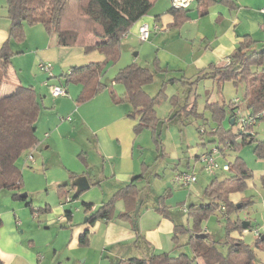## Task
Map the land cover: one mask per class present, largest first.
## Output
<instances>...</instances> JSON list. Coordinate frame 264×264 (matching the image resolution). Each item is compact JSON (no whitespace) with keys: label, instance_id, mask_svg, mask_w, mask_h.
Wrapping results in <instances>:
<instances>
[{"label":"rangeland","instance_id":"obj_1","mask_svg":"<svg viewBox=\"0 0 264 264\" xmlns=\"http://www.w3.org/2000/svg\"><path fill=\"white\" fill-rule=\"evenodd\" d=\"M170 5V0H155L147 14ZM2 20L9 21L6 16L5 0H0V21ZM171 30L170 32L167 28L156 33L151 31L149 37L145 40H142L137 34L127 38L131 33V31H127V34L125 33L120 38L118 57L115 60H109L100 75L102 82L109 83L119 68L131 62L153 68H155L156 63V74L148 80L146 88L155 93L162 86V92L166 93V96L160 97L155 104L156 114L162 119L158 130L161 142L164 145L163 153L161 154V151L156 150L150 129H142L136 133V135L140 134L137 139L138 143L143 146V160L150 166L149 170H153L152 172L147 170L145 174L147 177L138 183V186L142 189V194L139 202L141 215L137 222L136 231L133 230L131 223L127 220L108 222L97 220L93 225L86 224L84 221L86 213L82 203L84 194L90 195V200L94 203V206H98L102 201L110 198L111 188H114L115 185L111 184L110 181L104 182L94 189L81 191L77 198H73L74 189L68 184L69 187L67 186V188L70 191L67 193V197H65V194L60 196L57 192V185L62 181L53 187L48 185L45 179L47 169L44 168L41 162H31L26 158L31 151L30 149L27 150L28 153L22 152L19 155L16 164L22 174V187L19 193L27 194L26 196L30 200L34 211L32 212L24 201L14 198L12 192L7 189H0V209L11 208L12 206L15 208L18 219L21 221L17 232L22 242L21 246L32 252L34 264H124L123 260L127 256H147L146 249L142 244H139L137 239L140 237V233L144 237L147 233L146 230H153L155 227H160L156 232L160 236V242L154 243L151 253L169 252L172 255H178L183 252L191 255L187 241L189 229H193L194 226L193 217L182 210L181 207L183 205L188 207L191 202L199 201L203 195L204 187L214 176L230 174V171L222 166L233 161L237 156L251 170V177L246 180L241 190L229 194L230 207L234 208L227 214L225 209L223 211L217 209L211 211L197 224L199 228L208 233L211 239L216 240L217 249L225 253L227 250V244L225 243L227 239V220L238 219L241 223L242 221H248L249 224L245 228L233 230L229 233V236L241 239L243 243L248 244L254 252L255 259L264 262V243L260 245L261 247L256 246V235L253 232L258 229L260 233L264 234V157H258L255 153L256 140L264 141V119H260L252 125L251 130L254 136L252 141L242 142L240 136H238L234 147H223V143L219 141V135L237 131L236 123L232 124L229 120L230 101L234 98L243 100L244 85L243 83L234 84L232 81L226 80L220 88L213 80L201 77L196 82L194 81L189 88V83L181 80L183 71L172 69L181 66V56L189 50V45L184 47L177 38L171 37V33L177 31V29L171 28ZM182 31L183 29L179 32ZM179 32L177 35H179ZM254 35L258 39L261 38L257 43L258 46L264 44V42H261L264 38L262 29ZM11 40V66L15 71L16 81L23 80L22 85L30 84L34 86V89L42 95L39 98L41 107V102L45 98L47 105L51 106L50 98L54 99L56 96L52 95L50 86L56 81L53 77H49L51 74L49 72L59 75L65 72L66 69L61 71V67L58 64L51 63L50 59L43 60L41 55L43 52L39 48L44 44H51V41L55 42V34L48 33L39 22L24 23L22 37ZM71 49L78 53V49L81 48L74 47ZM44 52L46 53V51ZM95 53L103 58L102 53ZM42 61L50 62L52 70L50 69L48 72L42 69L39 66V62ZM165 70H168L169 74L177 79L173 81L167 79L170 75H167L168 72L166 73ZM185 71L188 78H195L190 71L187 69ZM165 73L166 76L164 77L160 75ZM8 79V75L2 79L0 93L7 92L5 89L9 85ZM162 80L166 82L163 84ZM114 88L118 93L124 90V86L120 82L115 83ZM44 90L45 92H43ZM78 90V84L68 83L67 97L75 99ZM103 91L104 94H98L96 99H102L101 97L104 95L108 97V92ZM171 99H174V103L177 105L176 110L181 112L168 120H164L169 115L168 106L171 105ZM211 100L223 101L224 116H213L211 108L206 105L207 101ZM97 102L101 103V100H97ZM188 102L193 103V108L201 114L199 117L193 113L182 111L183 105ZM117 105L125 107L126 110L130 108L129 103L126 101H122ZM99 107L101 106L97 104L96 108ZM41 114L42 111L38 116L39 119L42 116ZM69 114H72L71 116L67 115L71 119L66 121V115L61 113L59 118L65 119L64 121L61 119L60 123L65 122L69 125H76L77 113L74 111L73 114L71 111ZM39 119L37 126L40 130V128H44L47 122L44 119ZM132 119L135 118L132 117ZM203 121L206 124L201 129L205 128L206 132L199 135L196 126ZM67 124H62L60 128L61 132H67L65 133L67 136L65 135L60 140L57 148L63 154L64 162L70 166L80 168L78 170H86L85 165L82 164L78 156L80 146L75 151L76 146L71 143L74 141L69 138L84 139V145L88 147L87 142H85V134L79 128L80 125L70 128ZM211 129L217 130L216 132L219 133H211ZM215 147H222L223 149L221 153L218 150L216 154L218 166L208 171L195 154ZM33 151L35 160H38L41 151L37 149ZM48 162L50 167L59 166V164H56L58 163L57 157L46 161L47 164ZM177 171L193 173L196 179L189 184H181L173 178ZM160 206H164L171 220H174V222L179 221L182 224L177 232L176 239L173 238L172 229H164L163 221L161 224L159 223L164 217L158 208ZM44 207H47V210H44ZM65 209H71V221L66 220L63 222L65 217L61 221L59 220L58 216L63 215ZM114 210L115 212L123 210L122 201L118 200L115 203ZM83 223L89 228V236L86 243L79 244L76 240L78 235L76 226ZM115 224L120 226L118 227ZM196 261L198 264H205L200 257Z\"/></svg>","mask_w":264,"mask_h":264},{"label":"trees","instance_id":"obj_2","mask_svg":"<svg viewBox=\"0 0 264 264\" xmlns=\"http://www.w3.org/2000/svg\"><path fill=\"white\" fill-rule=\"evenodd\" d=\"M154 1L5 0L9 27L8 37L0 45V86L2 79L8 75L11 67V39L22 37L24 23L39 22L48 33L55 34L59 46L80 47L85 54L97 51L103 55V58L97 61L69 66L65 72L57 75L58 85L64 87L70 82L79 84L78 100H86L98 91L106 89L113 102H128L131 107L129 115L136 120L135 132L150 129L155 148L157 151H161L162 154L164 145L161 142L158 130L162 119L156 114L155 104L160 97L166 95L162 92V86L152 95L144 89L146 82L156 74V63L155 68H153L131 62L119 68L109 83H104L100 79L107 62L118 57L122 35L128 31L136 20L147 13ZM196 1L198 13L205 14L206 6L211 1ZM221 1L234 5L233 0ZM179 9L185 8L171 6L169 11L175 12V17L183 18L187 16V9ZM176 11H179L180 14L176 15ZM257 42L251 35H244L224 64H209L207 67L199 69L193 79H182L181 77L182 82H188L189 88L194 81L196 82L201 77L211 78L220 88L226 80H230L234 84L243 83V100L239 98L237 105L233 104V100L230 101L229 120L233 119L236 107L246 108L251 112L264 110V44L256 46ZM169 80L173 81L174 78ZM117 82L122 83L124 86L121 93H118L114 88V84ZM162 82L164 84L166 81L163 80ZM170 103L173 110L164 120H168L181 112L176 110L177 105L174 103V99H171ZM206 105L211 108L213 116H224L223 101H207ZM39 109L37 94L32 85L20 86L7 93H0V189L10 190L12 196L24 201L32 212L34 209L28 197L19 193L22 187V174L16 160L22 152L29 151L38 141L36 122ZM182 111L193 113L197 117L201 115L196 112L191 102L185 103ZM260 119H264V115ZM204 124L206 122L203 121L196 126L199 135L206 132L205 128L201 129ZM251 128H249L250 131L240 132L237 130L233 133H221L219 141L223 143V147H234L238 136H240L242 142L252 141L254 136ZM216 131L214 129L210 130L211 133H219ZM256 141L255 153L258 157H264V141ZM216 148L221 153L223 148ZM199 155L200 153L195 154L197 159ZM226 169L230 171V174L214 176L204 187L203 195L199 201L191 202L186 207V212L192 215L194 223L193 229H189L187 241L191 255L183 252L178 255H172L169 252L150 253L145 257L130 256L125 259L126 264H198L196 261L198 257L202 258L205 264H264V262L255 259L254 252L248 244L243 243L241 239L229 236L231 231L242 229L241 221H238V219L227 220V239L225 240L227 250L225 253L217 249L216 240L211 239L208 233L199 228L197 224L211 211L216 209L223 211L225 209L227 214L234 208L230 207L229 194L241 190L246 180L251 177V170L245 166L244 161L238 156L227 163ZM147 170L149 172L153 171L149 170L148 164L143 163V169L140 173L134 175L130 182L119 188L108 200L102 201L98 206L92 207V203L83 201L84 211L88 212L85 222L93 225L97 220L105 222L127 220L131 223L133 230L136 231L140 216L139 202L142 190L138 186V182L147 177L145 175ZM65 187L61 183L57 185L58 195L64 194L62 191ZM79 194H73V198H77ZM118 200L122 201L123 210L115 212L114 206ZM158 208L162 215L167 216L164 206ZM43 209L47 210V207ZM71 214V209L64 210V216L68 221ZM180 227H182L180 222H174V239L177 238ZM202 231L204 236L197 237L196 234L202 233ZM262 235L260 232L256 235V246L264 243V239H261ZM88 236L89 228H84L78 234V243H86Z\"/></svg>","mask_w":264,"mask_h":264},{"label":"crops","instance_id":"obj_3","mask_svg":"<svg viewBox=\"0 0 264 264\" xmlns=\"http://www.w3.org/2000/svg\"><path fill=\"white\" fill-rule=\"evenodd\" d=\"M210 1L211 2L206 6L205 14H199L197 10V1L191 0L189 6L185 8L188 11L187 16L183 18L177 16L179 21L174 15L175 12L169 11L172 4L162 9H156L150 14L146 13L129 27L128 31H131V33L127 38L134 34L138 35L137 28L142 21L148 22L151 25H157V28L152 30L153 33L160 32L167 28L171 32V28H176L177 31L172 32L171 37L177 38L184 47L185 45L186 47L189 45V50L181 56V66L172 68L176 71H183V74H181L182 79H188V76L185 75V69L196 76L199 69L205 68L209 64H224L230 53L246 34L251 35L258 42L260 41L261 38H256L254 34L261 29L264 32V11L261 10L264 6V0H233L234 5L227 4L221 0ZM179 14L180 12L176 11V15ZM3 20L0 21V45L8 37L9 21ZM181 29H183V31L180 33L179 31H181ZM178 32L179 35H177ZM261 42H264V38ZM257 43L256 46H258ZM71 48L74 47H62L59 46L56 41H51V44H44L40 46L39 49L43 52L41 54L43 57L42 59H50L49 61H51V63L53 62L55 65L58 64L59 67H61V71H63V69H68L69 66L74 64H85L102 58L95 53L97 51L85 54L82 49H78L79 52L77 53V51H73L74 49ZM44 51H46V53ZM80 61L83 62L80 63ZM165 72H168L167 75H170L168 70H165ZM166 73L160 75L164 77ZM8 76L9 85H7L8 87L5 89L7 92L25 85L21 84L23 80L16 81L15 71L12 66L9 69ZM49 77H53L54 81H56L54 84H59V79L53 72H51ZM170 78L177 79L172 75L167 79ZM147 82L144 89L147 93L152 95L154 92H150V90L146 88ZM64 87L66 88V93H68V84ZM79 90L75 95V99L67 97V94L58 95L54 99L50 98L52 103V105H50L52 107L47 105V102H45L47 101L45 100L46 98L41 102L42 107L40 106L38 116H40L41 111L42 116L40 119L38 117V119H44L47 123L44 125V128H40L39 130L36 122L38 141L31 148L33 156L31 162H41L44 168L47 169V172H45L46 183L52 187L60 181H62L60 183L63 185L64 181H68L79 175H85L89 181V187L87 189H94L97 185L100 186V184L110 181L111 184L113 183L115 185L110 191V193L113 194L119 188L130 182L134 175L142 171L143 163L147 164L144 162L142 156L143 146L138 143L137 139L140 134L136 135L134 130L136 120L132 119L129 115L131 107L127 110L125 107H120L117 104L122 101L119 103L113 102L108 93V97L104 95L101 97L102 99H96L98 94H101L104 92L103 90L106 89L98 91L86 100L77 99ZM43 92H45V90ZM36 94L40 105L39 98H41L42 95L37 91ZM97 100H101V103H98ZM214 101L216 100H211L210 102ZM97 104L101 107L96 108ZM69 110H71L73 114L74 111L77 113L76 125H69L65 122L60 123L61 119H63V121L65 118L66 121L71 119V117L69 118L67 116L72 115L69 114V112H71ZM172 110V106L169 105V114H171ZM61 113L66 115L65 118H59L61 117ZM62 124H67L70 128H75L77 125H80L79 128L83 130L85 142H87L88 147L84 145V139L78 140V137L69 138L71 141H74L71 143L76 146L75 151L78 149L77 147L80 146L78 156L82 164L85 165L86 170H78L80 168L70 166L64 162L63 154L57 148V144H60V140L63 139L65 135L67 136V134H65L67 132L63 133L60 131ZM36 149L41 151L38 160H35L33 155V150ZM53 157L58 158V163L56 164H59V166L50 167V163H46V161ZM63 186L66 187L63 189L62 193L67 197V193L70 191L67 188L69 185L66 184ZM72 189L74 188L72 187ZM141 194L142 192L140 196ZM90 199V195L85 193L83 201L92 203V207H95ZM85 213L87 214L88 212ZM165 213H167V216L161 214L164 217L159 223L161 224L163 221L162 224L164 225V229H172V231H174V220H171L167 211ZM63 215L58 216L60 221L65 217ZM0 220V264H34V255L32 252L21 246L22 242L17 233L18 225L21 224V221L18 219L15 208L12 206L11 208L0 209ZM66 220L65 217L63 222ZM85 223L76 226V233L79 234L84 227L88 228L86 227L87 223ZM115 225L118 227L120 226L117 224ZM159 229L160 227H155L153 230H146L147 233H145V236L142 237L140 233V237L137 239L139 244H142L146 249L147 256L150 255L154 243L156 244L157 241L160 242V236L156 234ZM128 257L130 256L126 258ZM126 258H124V260ZM124 260L123 262L126 264Z\"/></svg>","mask_w":264,"mask_h":264},{"label":"built area","instance_id":"obj_4","mask_svg":"<svg viewBox=\"0 0 264 264\" xmlns=\"http://www.w3.org/2000/svg\"><path fill=\"white\" fill-rule=\"evenodd\" d=\"M191 0H171V4L174 7H180V8H186L189 6ZM262 11H264V6L261 8ZM157 25H151L148 22L142 21L139 23L138 28H137V33L138 36L142 39L145 40L149 37L150 32L153 29H156ZM227 61V60H226ZM39 66L47 70L48 72L51 69V63L50 62H39ZM51 73V72H49ZM51 93L54 96L58 95H65L66 94V89L65 87L54 84L50 86ZM239 101V98H234L233 99V104L237 105ZM264 115V110L258 111V112H251L249 109L246 108H241V107H236L234 111V117L233 121L236 123V128L238 131H250V127H252L253 124H255L262 116ZM218 152V149L212 148L209 152H202L200 153L198 160L203 163V167L211 171L215 167L218 166L217 161H216V154ZM28 153V152H27ZM28 160H32L33 156L31 151L27 154L26 157ZM224 169L227 168V164H224L222 166ZM173 178L175 181L180 182L181 184H189L193 182L196 177L195 174L193 173H188L185 171H177L174 175ZM182 210H186V206L181 207ZM255 235L259 234V230L256 229L253 231Z\"/></svg>","mask_w":264,"mask_h":264},{"label":"water","instance_id":"obj_5","mask_svg":"<svg viewBox=\"0 0 264 264\" xmlns=\"http://www.w3.org/2000/svg\"><path fill=\"white\" fill-rule=\"evenodd\" d=\"M230 123H233V119H230ZM66 184H69L71 187L74 188V194H78L81 191H83L89 187V181L85 175H79V176H76L72 179H69L68 181H64L63 185H66ZM25 194L26 193H23V196H26ZM248 224H249L248 221H242V223H241L243 228H245ZM196 236L197 237H203L204 233L203 232L198 233V234H196ZM263 238H264V234L261 236V239H263Z\"/></svg>","mask_w":264,"mask_h":264}]
</instances>
